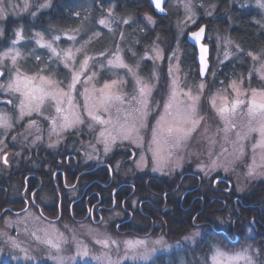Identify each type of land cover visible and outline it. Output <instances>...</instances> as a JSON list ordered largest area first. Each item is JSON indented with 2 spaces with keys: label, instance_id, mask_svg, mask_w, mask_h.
I'll return each mask as SVG.
<instances>
[{
  "label": "rangeland",
  "instance_id": "rangeland-1",
  "mask_svg": "<svg viewBox=\"0 0 264 264\" xmlns=\"http://www.w3.org/2000/svg\"><path fill=\"white\" fill-rule=\"evenodd\" d=\"M230 1L260 10L264 28V8L259 6L258 0ZM58 3L60 0H0V71L5 73L0 76V96L11 100V106L0 109V117L6 118L10 125L0 127V142L12 135V130L18 127L22 129L17 132L16 137L25 134V137L38 140L43 129L42 119H39L42 115L43 121L49 125V136H58L61 141L70 132L76 130L81 133L85 126H90V159L94 166L115 157L118 152L125 151L134 161L125 168H128L127 174L132 175L134 166L139 168L143 163L150 165L148 156L143 153L148 149L153 158L151 162H154L153 172L167 177L183 162L192 161L189 158L192 157V151L190 147L189 151L187 150V143L196 147V143L202 142L205 156L198 168L204 169L206 180L212 177L211 173L220 171L223 177L233 183L238 194L257 188L264 191V148L254 149V145L260 140V134L257 131L249 132V128H259V118L251 119L247 115L246 106L241 105L234 114H227L231 126L225 131L226 121L217 114V108L236 98L231 86L233 81L241 93L250 95L252 89L264 90V69L261 68V65H264V51L249 55L251 66L248 70H231L234 76L229 81H224L220 76L217 78L216 73L222 71V65H226L225 63H240L238 61L241 60L242 49L231 39L229 30L219 33L218 28L222 26V21L214 17L217 9L215 2L172 0L170 10L174 17L170 21V28L164 31L170 34L155 32L151 40L141 44V51L136 49V39L134 40L132 33L129 36L126 31L127 25L134 21L133 16L121 15L113 5L96 18L94 23L97 28L94 32H89L88 24L92 21L90 19L87 20L88 28L85 31L82 30V25L73 28L55 25L50 31L43 32L39 22L45 18L46 13L55 9ZM87 3V0H76L77 5L84 6ZM260 3H264V0H260ZM44 4L49 6L42 7ZM77 5L74 2V16L78 12ZM87 12L89 13L88 10ZM140 17H145L147 24L152 28L156 25L155 19L148 12ZM210 18H213V21ZM101 19L105 20V25L100 24ZM209 23L211 27L217 25L214 27L216 31L209 35L210 39L214 40V43H210L214 46L210 70L212 75L206 81H197L189 76V69L182 64V40L193 28ZM18 31L20 38L16 36ZM105 33L109 36L104 39L102 37ZM97 41H102L99 47ZM49 44L51 48L48 47ZM95 46L99 51L95 50ZM52 49H55V52ZM5 53L16 56V67H19L24 75L36 77L37 83L41 75L50 77L55 82L54 90L62 88L68 91L67 85L71 82L73 74L79 73V82L71 91V105L67 97L48 96L42 102L29 101L19 92L7 91L6 85L10 78H16V71L11 59L4 58ZM17 53L19 55H16ZM253 56L256 57L255 60ZM85 60L87 66L82 69L81 65ZM109 61L113 63L110 64ZM121 63L125 66H119ZM113 81H116V84L112 88H104L105 84L111 85ZM213 83L217 86L212 87ZM144 85H147V91H150V95L146 97V116L137 111L141 105L138 99H134L140 97V88ZM101 90H104L103 94L119 95L121 99H112L100 106L99 98L103 95ZM189 92L193 96H200L197 106L199 124L176 146L173 136L166 131H160L161 127L167 126L161 121V117L170 119L166 115L165 104L171 103L169 111L174 113L177 106L182 107L189 103L185 95ZM211 97H216V108H213L210 102ZM240 98L245 97L241 95ZM61 99L62 103L59 102ZM57 106L62 109L61 112L56 111ZM89 112L92 115H89ZM65 116L68 121H65ZM93 116L98 119H93ZM74 117H78L79 122H71ZM158 121H161V124L158 125ZM132 127L134 131L128 135V129ZM154 129L157 134L155 141ZM186 150L190 152L189 156H186L185 152L180 153ZM1 152L2 150L0 154ZM183 157L188 159L184 160ZM118 217H121L120 213L113 211L108 214L103 224L76 225L65 221L54 225L44 221L33 211H29L24 217L9 218V225L16 226L19 235L14 236L7 228H0V264H55L50 256L64 257V264H109L108 260L94 259L105 254L112 262L118 264H157V258L164 254L168 257L167 264H171L169 257L172 253L185 251L189 252L191 264H205L206 261L207 264H212V250L207 258L200 253L193 254L197 252V248L204 247L203 238L211 233L208 228L198 226L189 231L185 230L182 235L170 234L171 239L166 236L120 237L110 228L111 222ZM46 233L53 239L62 236L58 241L59 250L42 242L46 239ZM196 233L199 235H195ZM217 236L219 240L212 243V249L213 246H218L222 251L233 255L247 248L254 264H264V244L244 241L233 247L223 236ZM105 238H109L108 247L96 243L97 239ZM136 240L145 243L129 250L125 242ZM10 241H15L19 247H12ZM156 241L159 243H155ZM85 249L87 255L82 254ZM26 253L33 259H25ZM178 264L189 262L185 257H179ZM219 264H247V261H229L221 257Z\"/></svg>",
  "mask_w": 264,
  "mask_h": 264
},
{
  "label": "flooded vegetation",
  "instance_id": "flooded-vegetation-1",
  "mask_svg": "<svg viewBox=\"0 0 264 264\" xmlns=\"http://www.w3.org/2000/svg\"><path fill=\"white\" fill-rule=\"evenodd\" d=\"M171 1L165 5L166 15L157 14L151 4L153 13L142 12H148L156 21L152 28L145 17H141L144 41L151 40L163 19L170 15ZM218 13H221L218 20L223 22L225 12L218 9ZM202 26H206L205 44L211 49L210 69L205 78L201 77L197 62L198 51L186 40L190 32ZM200 27L190 30L184 39L195 53L196 68L189 69V76L193 80L206 81L212 75L214 48L209 37L211 24ZM225 64L216 76L229 81L237 63ZM9 105L11 100L0 96V109ZM39 117L43 129L38 140L25 137V134L16 137L22 129L17 126L12 135L0 142V228H7L12 235L18 236L19 230L9 225L8 219L24 217L29 211L54 225L62 221L74 225L103 224L110 212L118 211L121 217L112 221L110 228L120 237L166 236L171 239L170 234L182 235L185 230L200 226L211 230L210 236H223L233 247L244 241L264 244V194L253 196L252 190L238 194L233 183L220 171L211 173L212 177L206 180L204 169L198 168L205 156L204 143H196V147L187 143L192 161H185L173 169L170 177L153 172L154 162H151L153 158L148 149L143 153L148 156L150 165L134 166L133 174L128 175V168H125L134 161L125 151L106 162L92 164L90 126H85L81 133L70 132L61 141L58 136H49L48 123L43 121L42 115ZM187 150L180 153L189 156ZM94 173L100 176L94 177ZM182 221H186L182 231L173 233Z\"/></svg>",
  "mask_w": 264,
  "mask_h": 264
},
{
  "label": "snow or ice",
  "instance_id": "snow-or-ice-1",
  "mask_svg": "<svg viewBox=\"0 0 264 264\" xmlns=\"http://www.w3.org/2000/svg\"><path fill=\"white\" fill-rule=\"evenodd\" d=\"M156 7L160 8L161 0H154ZM259 6L261 8H264V3H260V0H258ZM49 4H44L42 7H48ZM163 9H161L162 11ZM150 19V18H149ZM100 24L105 25V20L101 19ZM204 33V29L200 28L198 32L192 33V39L199 42L202 38V35ZM20 32H16L17 38H20ZM56 39H59V37H56ZM16 41H13L15 43ZM49 48H51V45H48ZM53 52H55V49H52ZM79 51V50H78ZM207 52V49L205 47H201V63L204 64L205 60V53ZM16 55H19L17 53ZM227 55V54H226ZM248 55L252 56V53H248ZM4 58L8 59L10 58L12 61L13 66L15 67L16 71V78L12 80L9 79L8 84L6 85V89L9 92H19L22 96H25L29 101L37 100V101H43L44 98L51 96L53 98L56 97H67L69 98V104L71 105V91L75 89L76 84L79 82V73H74L71 82L68 83L67 88L68 91L61 89L54 90V83L50 77L46 76H39V83L36 82V77H29L27 75H24L19 67H16V56L10 55V53H5ZM253 59L255 60L256 57L253 56ZM117 60H119V57H117ZM109 63H113L112 61H109ZM67 67L68 65L65 64ZM87 66V60L83 62L81 65V68H85ZM121 67H124L122 63L119 65ZM261 68L264 69V65H261ZM131 70V69H130ZM203 71V69H202ZM5 75V73L0 72V76ZM264 78V77H262ZM116 84V81H113L111 85L105 84L104 88L109 89L112 88ZM233 91L236 93V98L233 99L230 103H225L221 105L219 108H217V114L220 115L222 119L226 121V128L225 131H228V128L231 126L230 122L227 120V114H234L236 110L241 106H246L247 109V115L251 119L259 118L260 120V126L259 128H249V132L257 131L260 134V140L257 144L254 145V149L256 147L264 148V90L257 91L256 89H252L250 91V95L248 93H241L239 90L238 85L235 81L232 83ZM203 88V85H201V89ZM102 94L104 93V90H101ZM148 95H150V91H147V85H144L140 88V97L134 99H138V103L141 105L140 109H137V111H141L142 115L146 116L147 112L144 111L147 109L148 106V99L146 98ZM185 95L188 97L189 103L184 104L182 107L177 106L176 111L170 112L169 109L172 107L171 103L165 104V112L170 119H165V117H161V121L166 124V127H161L160 131L164 132L166 131L170 136H173L174 143L176 146L180 144V142L184 139H186L192 131L195 130V126L199 124V118H198V111L197 106L200 100L199 95L193 96L190 92L185 93ZM241 95H243L245 98L241 99ZM172 98H175V92L172 94ZM112 99L120 100L121 97L119 95H113V94H103L101 98H99V105L103 106L107 101H110ZM10 102V101H9ZM59 102H63L62 99ZM210 102L213 106V108H216V97H211ZM21 107H23V102H21ZM106 110V109H105ZM57 112H61L62 109L57 106L56 108ZM89 115H92L91 112H89ZM93 119H98V117L93 116ZM65 121H68V117H64ZM161 121H158L157 124H161ZM71 122H79L78 117H74ZM7 123V119L4 117H0V127H9ZM134 131V127L128 129V135H131V133ZM239 135V134H238ZM245 136H247V133H245ZM127 138V137H126ZM153 139L154 141L157 139L156 130H153ZM107 151V148H106ZM251 174V171H250ZM195 235H199V233H196ZM62 238V236H58L55 239H53L51 236H49L46 233V239L42 242L45 243L48 247L59 250V240ZM12 244V247H19L18 244H16L15 241H10ZM96 243L100 244L103 247L109 246V238L105 239H97ZM111 243H116L115 241H111ZM129 250H134L138 246L143 245L145 242L142 240H136V241H126L125 242ZM155 243H159V241H156ZM21 251H25L24 249H21ZM80 254V253H78ZM83 255H87V250L85 249L82 252ZM143 255V254H142ZM225 257L229 261L231 260H245L247 261V264H254L253 258L248 255V249L245 248L240 252H237L233 255H229L226 252L222 251L218 246H213L212 249V264H219L220 258ZM25 259H33V257L28 256L27 253L25 254ZM50 259L55 261V264H64V257L61 256H50ZM127 258V254L125 256ZM94 259L97 260H108L109 264H118V262H112L109 257L105 254L103 257H94ZM207 264V261L205 262Z\"/></svg>",
  "mask_w": 264,
  "mask_h": 264
},
{
  "label": "trees",
  "instance_id": "trees-1",
  "mask_svg": "<svg viewBox=\"0 0 264 264\" xmlns=\"http://www.w3.org/2000/svg\"><path fill=\"white\" fill-rule=\"evenodd\" d=\"M86 1V0H84ZM88 3L83 5L76 4V0H60V3L57 4V7L55 6V9L52 11L46 13L44 15L45 18L40 21V26L43 29V32L50 31V29L53 28V26H60V27H66V28H73L82 25V30H87L89 27V32H94L97 28L96 24V18L100 16V14H103L105 10L111 5L115 7V10L119 12L121 15L124 16H133L134 21L132 24L127 25V30L129 32V36H134L135 46L136 49L141 51V44L146 42L142 37V18L140 17L142 15L143 11H149L153 13V9L149 3V0H120L116 3V0H87ZM215 2L217 5L216 12L214 14V17H218L221 13H218L219 11H224L225 14H222L223 22L222 26L218 28L219 33H223L226 30H229V34L231 39L242 49V53L240 54L241 60L235 61L237 63V69L243 68L245 70H248V68L251 66V61L248 58V53H259L264 51V28L261 22L263 21V15L260 10H258L255 7L247 6V5H241L238 3H233L230 0H208V2ZM75 5L79 6L77 14H74L73 6ZM114 2V4L112 3ZM89 11V13L87 12ZM173 14L170 12V15L163 19L162 25H160V28H157L155 31L157 34L162 33L166 31V29L170 28L171 20L173 19ZM92 20L91 23L88 24L87 27V20ZM211 21H213V18H210ZM211 24V23H210ZM45 25V26H44ZM217 25H213L210 29V33L212 31H216V28H214ZM214 28V30H213ZM163 30V31H162ZM46 33V32H45ZM166 34H170V32H164ZM209 33V34H210ZM102 38H107L109 36L107 33ZM112 36V35H110ZM103 41V40H102ZM102 41H97L96 44L99 47L100 44H102ZM137 42V43H136ZM214 43V40H212ZM97 46H95V50L99 51L97 49ZM182 47H183V66L185 68H188L190 70H194L196 68L195 60H194V48L192 46H189L185 39L182 40ZM214 48V46H213ZM29 65V64H28ZM29 67V66H28ZM246 72V71H245ZM95 176H100L99 173H94ZM263 193L261 188H257L253 191V196L258 193ZM260 193V195H261ZM249 195V194H248ZM186 221H182L175 232H181L182 229L185 226ZM189 227V225L187 226ZM179 234V233H178ZM177 235V234H176ZM219 240V236H207L203 240V248H197V252H193L194 255L197 253H200V255L205 256L206 258L211 253L212 250V243H215ZM198 247V246H197ZM200 249V250H199ZM182 253H173L170 255L169 260L172 262L171 264H178L179 257H185L189 264H191V257L189 256V252H183ZM168 259L167 256H160L157 259L158 264H164L167 263L166 260Z\"/></svg>",
  "mask_w": 264,
  "mask_h": 264
},
{
  "label": "water",
  "instance_id": "water-1",
  "mask_svg": "<svg viewBox=\"0 0 264 264\" xmlns=\"http://www.w3.org/2000/svg\"><path fill=\"white\" fill-rule=\"evenodd\" d=\"M168 0H161V4H160V8H157L156 7V4L154 2V0H149L150 4L154 7L155 11L157 14L159 15H166L167 14V11L165 10V5L167 3ZM161 9H163L161 11ZM200 28H203L204 29V33L202 35V38L199 42L195 41L192 39V33L193 32H198L200 30ZM199 29L195 30V31H192L188 34L186 40L187 42L194 46L197 51H198V54H197V62L200 66V73H201V77L202 78H205L206 75L208 74V71L210 69V62H209V59H210V55H211V49H210V46L205 44V39H206V26H202L200 27ZM205 47L207 49V52L204 54L205 55V60H204V64L201 63V47ZM203 69V71H202Z\"/></svg>",
  "mask_w": 264,
  "mask_h": 264
}]
</instances>
